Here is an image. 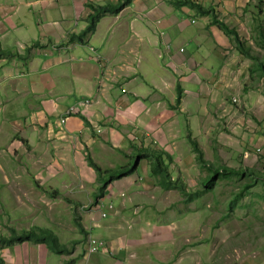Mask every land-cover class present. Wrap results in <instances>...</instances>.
Segmentation results:
<instances>
[{
  "label": "crops",
  "instance_id": "crops-1",
  "mask_svg": "<svg viewBox=\"0 0 264 264\" xmlns=\"http://www.w3.org/2000/svg\"><path fill=\"white\" fill-rule=\"evenodd\" d=\"M175 1L182 0H132L118 14L103 16L80 44L68 38L86 28L89 6L118 0H0V49L19 56L0 58V236L34 227L46 212L45 199L59 197L64 186L86 183L95 193L102 175L86 155L107 171L126 165L134 149L161 150L188 181L196 160L187 136L199 143L202 137L221 140L212 108L230 129L250 131L254 160L264 156V97L243 92L254 91L244 86L246 59L211 22L214 16L240 37L256 19L249 11L256 0H187L210 9L200 13ZM84 100L86 108L60 123ZM246 113L262 120L257 130L249 119L244 127ZM196 168L198 183H184L181 194L162 190L140 160L133 174L105 188L101 200L114 207L105 218L88 196L81 205L86 239L73 264H225L227 255L210 247L224 230L217 226L222 217L210 227L207 216L188 207L207 193L200 183L208 174ZM168 171L175 177V167ZM175 191L182 198L169 202ZM187 193L199 197L189 201ZM16 219L25 222L17 226ZM94 236L112 255L86 252ZM35 245L1 247L0 258L48 264L51 252Z\"/></svg>",
  "mask_w": 264,
  "mask_h": 264
},
{
  "label": "rangeland",
  "instance_id": "rangeland-1",
  "mask_svg": "<svg viewBox=\"0 0 264 264\" xmlns=\"http://www.w3.org/2000/svg\"><path fill=\"white\" fill-rule=\"evenodd\" d=\"M256 3L257 6L249 10L254 12L256 19L253 24L250 26L248 25V30L241 31V36L239 37L245 46L250 47V53L256 59L253 62L241 55L242 58L246 59L243 66L244 72L245 74L248 73L247 84L244 85L245 89L247 90V85L254 87V91L243 92H245V94L252 93L256 96L264 97V76H261L254 66V63L264 64V0H256ZM236 53H238L237 50ZM220 114L221 113L216 111V108L209 110V116L213 117L211 122L213 124H218L216 132L220 134V142H216V138L214 141H210V138L205 139L202 137V143H199L197 140L203 151L204 159L214 167L231 169H241L242 167L251 168L256 170L261 177H258L259 179H256L251 187L244 190V193L238 197L237 200H235V196L239 194L244 184L251 182L252 178L248 176L249 174L242 178H237L235 176L230 178L220 177L214 182L212 190L209 192L206 190L205 192L207 193L204 194L205 196L200 197L199 200H195L194 203H192L193 206L188 207L190 211H201L203 215L207 216L209 218L207 221L209 225H211L210 227H213L212 222H214L215 219L222 217V221L219 222L217 226H224V230L219 232L218 236H215V243L212 245L210 239L209 245L213 248H215V246H217V248L219 247V250L227 255L225 264H231L233 262L248 264L249 261L251 264H264V156L257 157V159L254 160L253 151L255 146L250 144L248 140L249 135L246 134L247 132L250 133V131L246 128H242L241 132L233 128L230 129L229 124L223 122L222 118L219 117ZM243 116L244 127L248 124V121L245 122L246 119L252 120L256 125L254 130H257L262 122V120L259 121L248 113ZM181 121L185 122L184 118ZM260 131L261 128L259 132ZM248 154L251 155V158L245 160L244 157H247ZM135 157L136 153L133 152L132 158H129L130 165L134 163ZM250 160H254V163L250 162ZM165 162L167 161L165 160ZM195 163L192 161L195 167L192 169L188 181H186V179L184 180L179 176L176 165L171 161L169 163V168H176V173L174 172V174H172L175 177L171 179L178 177L185 184H192L193 182L198 183L199 171L196 168L198 167L197 163ZM127 167L128 166H125V168ZM200 168L209 176V171L206 168ZM118 169H120V167L111 170L112 172L114 171L113 173L109 172L101 176L102 179L100 178V180L102 182L107 181L109 174L119 173L120 170ZM203 181L201 183L199 182L200 186ZM96 183H99L97 178ZM100 186L101 185L94 186L96 192ZM79 187L78 189L74 183L70 186H64L63 192H60L59 197H55L54 194L53 197L49 195L48 199H45V202H43L42 207L46 212L42 213L39 222L34 224V227L27 229L40 228L50 230L60 243L66 244L69 247L71 244L74 245L70 250V254L54 255L50 253L48 264H67L70 260L77 259V255L81 252L82 244L86 237L82 232L80 233L79 227H81L82 231L88 227L87 220L82 213L83 208L81 205H84L82 203L86 201L85 199L88 196L91 198L94 197L96 192L92 193V195L90 193V187L86 183H81ZM185 187L187 188L186 185ZM180 198L182 197L179 192L175 191L169 194V202L178 201ZM230 205L232 206L230 207ZM18 217L19 215L16 218ZM22 219H16L17 226H19L18 224H24L25 221ZM20 228L24 229V225H21ZM212 231L213 228L211 229V232ZM7 236L8 235L2 237ZM212 236L214 237V235ZM93 238H95V236ZM25 243L35 245L32 242ZM207 246L208 244L206 243V247ZM0 260L3 264H7V258H4V260L0 258Z\"/></svg>",
  "mask_w": 264,
  "mask_h": 264
},
{
  "label": "trees",
  "instance_id": "trees-1",
  "mask_svg": "<svg viewBox=\"0 0 264 264\" xmlns=\"http://www.w3.org/2000/svg\"><path fill=\"white\" fill-rule=\"evenodd\" d=\"M132 0H118V2L115 5H105V6H89L90 13L88 14L86 21L87 26L86 28L78 33L70 35L68 38V41L71 43H83L90 34H92L96 26L99 22V20L105 16V15H116L118 14L122 9L127 7ZM174 5L180 6V5H188L192 9H194L197 12H205L210 10L209 8H202L199 5H196L192 2H188L187 0L182 1H175ZM211 22L217 27L223 31L224 34L230 35L232 37V41L235 44V48L237 52L242 55L243 57L255 61V57L250 53L251 49L248 46H245L242 40L238 37L236 34V31L234 29H229L225 23L218 22L214 16L211 18ZM38 46L37 43H33L31 47ZM7 57H19L17 54L12 53L10 51H3L0 49V58H7ZM254 66L256 70L260 73L261 76H264V64H258L254 63ZM177 102H179V96L177 97ZM188 143L191 147L192 152L195 155V160L198 166L206 168L209 171V176L203 181L202 183V192H209L212 190L214 186V182L219 179L220 177L230 178L232 176H235L237 178H242L249 174L248 176L252 178L250 183H246L243 185L241 191L237 196H235V200H237L238 197H240L244 190L251 187L252 184L256 181V179H259L258 177H261L259 173H257L256 170L251 168H244L241 169H231V168H225V167H214L208 163L204 159L203 151L200 148L198 142L195 139H192L189 135L187 136ZM133 152L136 153V157L134 160V163L130 165L129 158H132V154L128 156V161L125 166H128L125 168V166L120 167L119 173L109 174L107 181L102 182L101 188H98V191L94 194L93 197V203L95 204L98 199H101L104 195V190L107 187V185L117 179H121L124 177L129 176L130 174H133L135 170L138 167V163L140 160L145 159L148 162L150 175L154 178V181L156 182V185H158L162 190H169V189H176L181 194H185L186 187L183 181H181L178 177L175 179H171L170 174L168 172L169 169V163L172 161L170 155L165 153L161 150H154L149 148L144 149H134ZM165 160L167 162H165ZM86 162L89 167H91L94 172L99 176H104L109 172H112L111 170L108 171H102L92 160L91 158L86 155ZM117 171V170H115ZM114 172V171H113ZM112 172V173H113ZM198 194H188L186 195L187 200H192L193 197H197ZM232 205H230L231 207ZM80 232L84 234L81 227H79ZM24 242H32L34 244H44L48 250L56 255H62V254H70V250L74 247L73 244L67 246L66 244L60 243L57 239V237L52 233V231L47 229H40V228H34L31 230H10L7 237L0 236V248L1 247H11L16 244H22ZM65 263V262H64ZM74 260H70L67 264H73ZM0 264H3V262L0 260ZM66 264V263H65ZM231 264H238V263H231Z\"/></svg>",
  "mask_w": 264,
  "mask_h": 264
},
{
  "label": "built area",
  "instance_id": "built-area-1",
  "mask_svg": "<svg viewBox=\"0 0 264 264\" xmlns=\"http://www.w3.org/2000/svg\"><path fill=\"white\" fill-rule=\"evenodd\" d=\"M166 48L168 49V45H166ZM182 51L183 49H179ZM235 101V100H233ZM89 104V101H81L78 103L76 106L70 107L66 111V116L60 118V123H64V119L67 116L73 115L78 112V108H86ZM261 137L263 138L264 141V127L261 129ZM94 207L98 210L100 218H105L107 215L113 210V205L111 203H104L101 199H98L96 203L94 204ZM86 252L87 253H98L102 252L107 255H112V251L108 250L106 247V244L97 238L93 237H88L87 242H86Z\"/></svg>",
  "mask_w": 264,
  "mask_h": 264
},
{
  "label": "bare ground",
  "instance_id": "bare-ground-1",
  "mask_svg": "<svg viewBox=\"0 0 264 264\" xmlns=\"http://www.w3.org/2000/svg\"><path fill=\"white\" fill-rule=\"evenodd\" d=\"M67 110H68V109H67ZM65 115H66V114H65ZM147 136H148V135H147ZM141 137H142V136H141ZM142 142H143V141H142ZM138 145H139V144H138ZM140 145H141V144H140ZM140 145H139V146H140ZM100 188H101V187H100ZM121 195H122V194H120V197H122ZM92 204H93V202H92ZM80 233H81V232H80ZM83 235H84V234H83ZM85 235H86V234H85ZM103 242H104V241H103ZM82 253H83V252H82Z\"/></svg>",
  "mask_w": 264,
  "mask_h": 264
}]
</instances>
